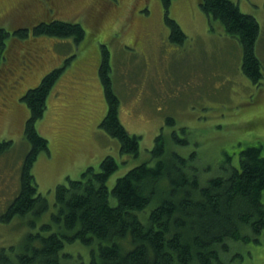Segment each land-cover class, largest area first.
Here are the masks:
<instances>
[{
  "label": "rangeland",
  "instance_id": "1",
  "mask_svg": "<svg viewBox=\"0 0 264 264\" xmlns=\"http://www.w3.org/2000/svg\"><path fill=\"white\" fill-rule=\"evenodd\" d=\"M233 1L260 23L264 74V0ZM200 3L171 4L169 15L187 36L179 46L169 38L161 0H0V28L11 34L0 62V142L14 145L0 154V217L19 193L30 149L24 132L31 111L21 98L58 67L66 68L36 125L50 151L40 153L34 175L51 204L57 185L81 178L90 166L99 169L107 155L119 163L111 188L130 168L154 164L151 150L161 133L166 149L187 157L188 171L198 173L204 184L222 171L225 153L237 159L251 145L263 146L264 153V78L259 85L247 78L239 40L219 21H210ZM56 19L81 23L85 38L78 44L70 37L34 36L35 25ZM23 27L31 36L21 40L13 31ZM103 46L110 52L120 119L131 134L141 136L137 157H124L120 141L100 126L108 112L99 75ZM18 220L0 218V249L22 248L28 224ZM227 247L221 253L224 264H264V231L258 242L229 241ZM78 249L72 248L75 254Z\"/></svg>",
  "mask_w": 264,
  "mask_h": 264
},
{
  "label": "trees",
  "instance_id": "2",
  "mask_svg": "<svg viewBox=\"0 0 264 264\" xmlns=\"http://www.w3.org/2000/svg\"><path fill=\"white\" fill-rule=\"evenodd\" d=\"M161 1L171 29L169 38L183 45L187 36L169 15L174 0ZM200 4L210 21H219L228 36L239 40L243 73L259 85L264 74L257 18L243 13L233 0H201ZM32 33L70 37L78 44L86 35L81 23L59 19L35 25ZM13 34L21 40L31 36L26 27ZM10 36L0 28V62ZM100 64L108 102L100 126L120 141L124 157H137L141 136L131 134L120 119L121 101L114 91L110 52L105 46ZM65 68L48 72L21 98L31 111L24 132L30 149L21 166L19 193L0 218L4 223L25 220L28 230L20 250L16 246L0 249V264H224L221 253L227 251V242L259 241L264 231V153L260 145L241 149L237 159L225 153L222 171L204 184L198 173L188 171L187 157L166 149L161 133L151 150L154 164L144 161L130 168L111 188L108 182L119 163L107 155L99 169L90 166L81 178H68L57 185L51 204L39 192L34 175L40 153L50 151L36 125ZM167 121L172 124L174 118ZM13 146L12 141L0 142V154ZM77 247L75 254L72 248Z\"/></svg>",
  "mask_w": 264,
  "mask_h": 264
},
{
  "label": "flooded vegetation",
  "instance_id": "3",
  "mask_svg": "<svg viewBox=\"0 0 264 264\" xmlns=\"http://www.w3.org/2000/svg\"><path fill=\"white\" fill-rule=\"evenodd\" d=\"M47 1V0H46ZM51 8V7H50ZM52 9V8H51Z\"/></svg>",
  "mask_w": 264,
  "mask_h": 264
}]
</instances>
